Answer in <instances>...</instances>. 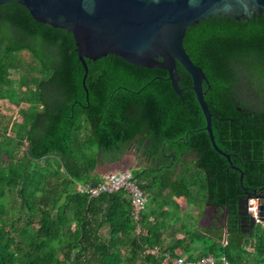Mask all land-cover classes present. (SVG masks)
<instances>
[{
	"label": "trees",
	"instance_id": "trees-1",
	"mask_svg": "<svg viewBox=\"0 0 264 264\" xmlns=\"http://www.w3.org/2000/svg\"><path fill=\"white\" fill-rule=\"evenodd\" d=\"M183 48L205 75L212 116L231 118L240 108L264 120V16L206 19L186 30ZM85 63L87 96L67 33L33 21L16 3L0 5V264H172L207 256L264 264V227L245 236L229 223L225 240L197 227L204 204L234 215L239 177L227 179L225 161H217L186 71L176 65L178 103L165 71L110 56ZM132 148L162 164L132 172L146 198L137 223L124 191L97 198L77 191L100 183L96 168ZM248 178L245 185L264 186V174Z\"/></svg>",
	"mask_w": 264,
	"mask_h": 264
},
{
	"label": "water",
	"instance_id": "water-1",
	"mask_svg": "<svg viewBox=\"0 0 264 264\" xmlns=\"http://www.w3.org/2000/svg\"><path fill=\"white\" fill-rule=\"evenodd\" d=\"M11 2L23 7L33 21L67 33L83 72L86 96L85 61L110 56L133 67L165 71L179 103V64L191 81L206 136L213 149L224 156L214 144L211 114L202 92V84H207L205 75L189 59L183 39L186 30L212 17L242 23L250 16H264V0H0V5ZM122 163L123 158L108 167L115 172L127 170L120 167ZM256 208V216L264 222V202Z\"/></svg>",
	"mask_w": 264,
	"mask_h": 264
},
{
	"label": "flooded vegetation",
	"instance_id": "flooded-vegetation-1",
	"mask_svg": "<svg viewBox=\"0 0 264 264\" xmlns=\"http://www.w3.org/2000/svg\"><path fill=\"white\" fill-rule=\"evenodd\" d=\"M212 120L216 122V129H213L211 126L214 144L217 150L226 156V158L216 152L209 142L211 149L216 152L217 161H225L226 168L224 172L227 175V179L231 172H234L239 177L238 188L235 192L236 207L234 215L229 216L228 210L220 209L216 203L204 204L200 210L197 225L199 226L200 222H203L205 224V231L211 230L214 236L222 234L223 239L224 237L226 239L228 224H235L239 227L241 234L249 236L256 226L260 225L264 227L263 219L256 216V207L261 202H264V186L251 188L245 185L248 182L249 176L261 177L264 174V172L254 171V169H261V166L264 165V159L261 158V156L264 157V138L262 132L264 120L254 118L251 113H247L240 108H236L235 115H232L231 118H217L211 115ZM134 150L131 152L130 149L122 157L123 161L130 154H133L136 158L134 165L130 169L131 172H143L148 167L153 168L154 166V169L158 170L162 167L161 162H155L154 166H152L151 162L147 163L143 157V153H135ZM164 157L166 158L167 155ZM184 158L189 159L190 156L184 154ZM163 167L168 168L166 165H163ZM249 167L253 168V171H246V168ZM179 169L180 166L177 170ZM221 173L220 169H217V171L211 174L217 177ZM217 198L216 194L215 200Z\"/></svg>",
	"mask_w": 264,
	"mask_h": 264
},
{
	"label": "built area",
	"instance_id": "built-area-1",
	"mask_svg": "<svg viewBox=\"0 0 264 264\" xmlns=\"http://www.w3.org/2000/svg\"><path fill=\"white\" fill-rule=\"evenodd\" d=\"M77 191L81 194H86L90 198L124 191L129 200L131 218L135 223L139 221L140 215L146 205L145 195L137 186L132 173L128 170L108 173L100 183L85 188L78 186ZM155 252L156 250L150 251L152 254ZM217 262L228 264L224 258L215 259L212 256H207L196 261H187L183 258L172 260V264H216Z\"/></svg>",
	"mask_w": 264,
	"mask_h": 264
},
{
	"label": "crops",
	"instance_id": "crops-1",
	"mask_svg": "<svg viewBox=\"0 0 264 264\" xmlns=\"http://www.w3.org/2000/svg\"><path fill=\"white\" fill-rule=\"evenodd\" d=\"M121 159H122V158H121ZM135 160H136V158L134 157V155H133V154H130V155H128V156L125 158V160H124L123 163L120 165V167H121L122 169H127L128 171H130L132 165H134V163H135ZM95 172L98 173L99 176H100L101 178H104L108 173H110V172H115V170H112V169L109 168L108 166H99V167L96 168ZM130 172H131V171H130ZM182 207H184V209H188V208L185 207V205L182 206ZM188 210L191 211L192 209L190 208V209H188ZM197 227L199 228V226H197ZM180 237H181V236H178V238H180Z\"/></svg>",
	"mask_w": 264,
	"mask_h": 264
},
{
	"label": "rangeland",
	"instance_id": "rangeland-1",
	"mask_svg": "<svg viewBox=\"0 0 264 264\" xmlns=\"http://www.w3.org/2000/svg\"><path fill=\"white\" fill-rule=\"evenodd\" d=\"M24 58H27V55L24 54L23 56ZM132 173V172H131ZM182 209H184V207H182ZM254 215H255V212H254ZM198 229H202L204 230L205 229V224L203 222H200L199 224V228Z\"/></svg>",
	"mask_w": 264,
	"mask_h": 264
},
{
	"label": "bare ground",
	"instance_id": "bare-ground-1",
	"mask_svg": "<svg viewBox=\"0 0 264 264\" xmlns=\"http://www.w3.org/2000/svg\"><path fill=\"white\" fill-rule=\"evenodd\" d=\"M255 205V204H254ZM254 207H256V206H254ZM254 212H255V210H254Z\"/></svg>",
	"mask_w": 264,
	"mask_h": 264
}]
</instances>
